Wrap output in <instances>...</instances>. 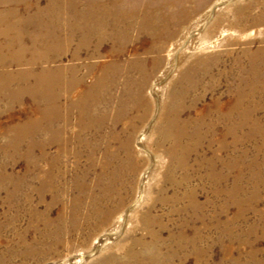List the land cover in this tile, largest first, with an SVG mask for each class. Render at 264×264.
<instances>
[{
    "label": "rangeland",
    "instance_id": "rangeland-1",
    "mask_svg": "<svg viewBox=\"0 0 264 264\" xmlns=\"http://www.w3.org/2000/svg\"><path fill=\"white\" fill-rule=\"evenodd\" d=\"M113 3L117 5L111 10ZM130 9L137 14L134 27L126 31L120 26L111 33L116 15L123 19L124 10ZM93 10L108 17L106 29L97 32L103 37L89 39L78 32L72 40L75 24L88 23ZM7 11L28 22L21 36L18 32H12V39L0 36L6 56L10 55L6 44L23 52L30 37L44 36L57 58L34 69L63 68L61 84L71 82V86L57 89L53 102L34 98L28 90L19 92L23 80L9 83V92L18 91L16 95L7 97L0 91V264H109L106 257L125 250L115 249L117 242L144 233L135 217L124 221L119 236L92 237L85 246L75 238L85 241L87 234L82 237L72 230L71 241L69 229L62 233L56 229L61 217L72 216L79 226L86 220L80 206L73 204L70 210L68 204L75 196L87 198L70 187L74 177L88 181V148L82 143L104 144L107 137H116L111 141L114 149L132 128L138 161L130 199L139 191H144L143 198L149 193L148 200H140L139 209L155 204L153 212L161 213L166 223L159 229L164 241L184 231L187 239L179 253L184 259L173 264H196L198 258H203L202 264H264V0H0V15ZM142 17L155 20L153 32L141 28ZM154 43L156 49L150 50ZM24 52L25 64L7 68L28 67L32 55L28 47ZM112 62L117 63L115 73L108 70ZM72 70L77 72L73 95ZM181 87L196 90L178 92ZM87 91L91 107L86 103L83 113L72 110V97ZM183 94L191 101L185 111L202 117L206 134L199 149L190 152L189 179L177 188L164 179L170 163L167 148L157 149L156 156L152 152L157 147L150 141H142L148 153L136 141L143 130L158 123L168 101ZM242 99L248 106L242 103L247 117L241 121V114L235 113L232 127L237 129L227 136L230 145L221 147L217 137L228 122L220 114ZM103 157L98 153V159ZM197 158L202 166L194 171ZM171 171L178 179L182 176L179 169ZM162 186L166 190L161 193ZM191 189L199 207L189 205L186 195ZM175 194L184 196L175 204L171 199L152 201ZM61 236L70 245L48 250L62 241ZM175 244L173 239L168 242L172 249ZM84 248L91 250L84 253ZM24 252L26 257L20 254ZM73 254L77 262H72ZM146 255L161 258L156 249L150 248Z\"/></svg>",
    "mask_w": 264,
    "mask_h": 264
},
{
    "label": "bare ground",
    "instance_id": "bare-ground-1",
    "mask_svg": "<svg viewBox=\"0 0 264 264\" xmlns=\"http://www.w3.org/2000/svg\"><path fill=\"white\" fill-rule=\"evenodd\" d=\"M117 5L113 3L112 9ZM65 6L62 3L61 9ZM106 7V5L104 6ZM103 7V8H104ZM102 8V9H103ZM118 12H121L116 7ZM76 9V8H75ZM211 9H214V6H211ZM111 10L107 12V14H111ZM78 12V10L76 9ZM213 12V10H211ZM136 12L130 10H124L123 19L121 14L116 15L115 20L113 22L114 30L111 33L118 32L120 26L125 27L127 31L129 28L131 29L135 25V16ZM91 19L84 26H80L75 24V28L77 30H72V40L76 37L78 32L81 35H85L89 39L97 38L98 40L103 36L97 34L98 31L106 29L108 25V17L104 16V11H95L93 10ZM28 19H15L13 11L4 12V14L0 15V25L2 23H6L5 27H0V36L6 35L8 39H12V32H18L20 36L27 25ZM152 20L147 22V18H141V28H145V30L153 32L156 27ZM153 28H152V27ZM203 26L200 25L198 29H201ZM82 27L81 30L79 28ZM196 22H194V30H196ZM29 40V39H28ZM31 43L24 45L23 52H20L19 49H16V45L6 44V50H8L7 54L3 51V48H0V91L6 92L7 97H11L12 95H16V93L9 92V83L13 79L23 80L22 86H19V92L24 90H28L33 94L34 98L44 99L47 101H54L57 99L58 91L57 89L69 90L71 86V82H64L61 84V78L63 76V68H54L51 69L47 67L43 69L40 67L34 69L35 65L39 63H43L45 65L49 64L51 60H55L57 57H53L52 50H50V45L47 43V40L44 36H35L30 37ZM29 40V42H30ZM78 42V41H77ZM213 42V41H212ZM210 43H206V45ZM164 46V45H163ZM28 47L30 54L28 67H20L16 71L8 69V65H22L25 64L26 61L24 58L27 57L24 51ZM23 49V47H22ZM155 43L151 46L150 50H155ZM16 52H14V51ZM52 51V52H51ZM77 52V51H76ZM24 60V62H23ZM50 60V61H49ZM110 67L108 70L112 72H116L117 63L112 62L109 64ZM49 68V69H48ZM65 71V69H64ZM76 70H72V95L75 92V86L77 84V79L75 78ZM113 73V74H114ZM32 77L34 80L32 83L27 84L24 82L25 79ZM94 86V85H92ZM90 89V87H89ZM176 89H172L170 92L169 99L171 101V94ZM196 88L194 87H181L178 89V92H195ZM9 93V94H8ZM57 93V94H56ZM91 95L90 91L79 93L75 99L72 97V110L73 108L80 109V113H83V105L87 103L86 100H89V96ZM186 95L183 94L179 99L172 100V102L168 101L166 104V108L163 113L159 117V121L153 127L150 125L146 130H143L137 143L140 144L142 148H145L149 141L153 146L157 148L152 152L153 155L159 156L160 153L157 152L161 149L162 146L167 148V152L170 157V163L167 168V172L165 174V182L169 183L172 187L181 186L183 180L187 181L190 177L188 174V160L190 156V152L192 150L197 151L202 143V140L205 137L206 131L202 130L203 119L202 117H194L190 115L188 111H185L184 106L186 103L191 104V101H188V98L185 99ZM195 97H199V95L195 94ZM85 101H84V100ZM170 102V103H169ZM242 103L244 106L248 107L245 103V100H238L237 103H234L228 111H223L220 114L222 119L228 122L226 128H223L225 131L220 133L219 138L217 140L220 142V146L224 147L230 145V141L227 139V136H233L236 129L232 127L235 122L234 115L235 113L241 114V121L247 117V113L245 112L246 108H242ZM88 104V103H87ZM91 107V104H88ZM195 103H193V106ZM169 106V110L168 109ZM172 106V107H170ZM89 109V108H88ZM220 113V112H219ZM209 117V111L207 115ZM212 124L216 126H220L217 123ZM231 121V124L229 123ZM149 125V124H148ZM134 126V125H133ZM84 128V126H83ZM151 130V131H150ZM150 131V132H149ZM133 132L134 128L128 132V134L119 141V145L116 148H112L111 141L116 137H107L106 142L104 144L100 143V141L93 142H85L82 143L83 146L88 148V170L86 171V178L88 179L87 183L79 182L75 177L73 178L71 188L76 195L78 194H86V199H81L78 197H74L73 199H69L70 210L73 209V204L80 206L83 209V216L85 217V222L80 226L76 223V219L74 217H70V219H66L65 217H61L58 220L60 223V227L58 228L56 225V229L62 233L63 229H69L70 240L72 241V230H76L77 233L84 237L87 234V240L82 241L80 237H76L75 240L79 241L81 245L88 246V240L91 241L92 237L99 238L106 237L109 238L111 235L114 237L118 235L119 232H122V227L124 225L125 220L132 221L135 217L139 219L140 227L142 228L144 233L142 235H133L129 241H119L114 246L115 249L125 248V250L121 251V253H111L110 257H106L105 259L109 262V264H173L176 259L182 260L183 256H179L180 250L183 248V242L187 239L184 231L182 230L180 233L176 234L175 238L170 237L166 238L164 241L162 236L160 235L161 231L166 228V223L163 221V215L161 213H154L153 211L155 204L147 205V207L140 211L139 205L140 200L145 198L149 199V193L146 194L143 198V192H138V195L131 198V190H132V181L134 179V174L137 169V161L134 157L133 151ZM144 132V133H143ZM97 133L96 129H93V134ZM157 133V136L153 139L152 135ZM213 139V138H212ZM146 141L147 143H142V141ZM110 145V146H109ZM158 149V150H157ZM102 151V152H101ZM124 153L125 157H121V153ZM98 153H101L103 158L98 159ZM148 153V151H146ZM150 155V154H149ZM202 166V159L196 160V163L193 165V170L196 171L200 169ZM179 169L182 171V176L177 177L174 176V173L171 171L172 169ZM144 188V187H143ZM166 190V187H161V193ZM43 195V194H41ZM184 196H179L175 194L172 197H167L162 195L158 196L154 200V203H168V199H171V203L180 202ZM189 199V205L192 207H199V203L196 200L194 195V189H191L189 193L186 195ZM152 198V197H151ZM45 199V196H43ZM88 202V203H86ZM58 203H62V206H65L63 202L58 201ZM80 210V209H79ZM88 211V212H86ZM63 216V215H62ZM67 225V228L63 226ZM136 229H134L135 231ZM63 236L60 239L62 241H58L56 244H52L48 250H56L60 246H69L70 243L66 244V241L63 240ZM175 240L176 244L173 245L176 249H172L170 245H168L169 240ZM194 243H197L196 238L191 239ZM166 245V250H163V246ZM137 248L140 250L138 251ZM151 249H156L158 251V258L154 255H146V253ZM169 248V250H167ZM86 251L90 252V248H84ZM196 251H200L197 248ZM145 252V253H144ZM46 252H42L44 255ZM84 253H78L80 258L83 257ZM200 253V252H199ZM197 253V254H199ZM21 256L26 257L28 254L24 252V254L20 253ZM76 254H73V261L77 262L75 257ZM8 259V257L6 258ZM69 259V258H68ZM70 260V259H69ZM203 258H198L196 264H202Z\"/></svg>",
    "mask_w": 264,
    "mask_h": 264
}]
</instances>
